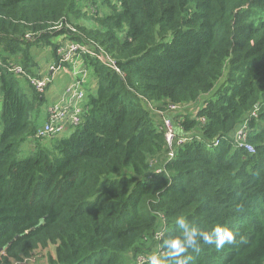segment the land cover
<instances>
[{
    "label": "trees",
    "instance_id": "16d2710c",
    "mask_svg": "<svg viewBox=\"0 0 264 264\" xmlns=\"http://www.w3.org/2000/svg\"><path fill=\"white\" fill-rule=\"evenodd\" d=\"M62 19L77 31L51 28ZM60 35L96 51L84 54L94 88L73 133L45 143L33 112L54 80L45 93L22 89L6 64L35 75L33 46L56 58ZM0 89V264L51 246L49 264L164 257L163 241L181 237L178 216L235 236L189 249L188 264H264V0H0ZM172 104L200 107L171 114ZM157 111L177 136L201 139L165 159ZM246 119L253 152L231 138Z\"/></svg>",
    "mask_w": 264,
    "mask_h": 264
},
{
    "label": "built area",
    "instance_id": "2783aa9c",
    "mask_svg": "<svg viewBox=\"0 0 264 264\" xmlns=\"http://www.w3.org/2000/svg\"><path fill=\"white\" fill-rule=\"evenodd\" d=\"M91 12L93 8L90 7ZM52 29L67 28L73 32L77 31L74 24L70 23L66 19H62L56 22ZM37 33L32 31L26 32L24 38L26 40L34 41L36 39ZM57 38V37H56ZM61 39V40H60ZM94 42L91 40V43ZM58 47L56 50V55L58 61H52L49 65L50 73L42 75H32L28 73L21 64L10 62L6 64V68L9 72L16 76H22L26 79L27 84L37 90L39 93H45L48 86L55 80L56 74L61 70H66L70 74V80L67 82L59 99L52 104L47 112V122L43 123L36 132V137L46 139L52 138L65 131L68 127H76L81 123L82 114L85 110L86 105V84L89 80V70L84 60V54L96 55V51L88 46L77 41H71L66 35H60L55 41ZM96 44V48H98ZM101 54L103 61L111 68L119 70L115 64V61L111 55L105 53ZM1 101V97H0ZM179 105H170V107L177 108ZM253 116H257L256 112L252 113ZM167 121V124H166ZM164 129L166 142L168 144L167 153L165 159H171L176 152V146L182 145L187 142L194 140H200L201 136L197 133L185 134L181 136L176 135L174 125L169 117H164ZM249 120H245L237 129L234 131L231 138L234 144L238 147L244 148L249 152L254 151V147L248 141ZM218 140H216L213 145H217ZM157 163V160L153 161V165ZM161 164V163H160ZM164 163H162L163 165ZM161 168H157L159 171ZM148 255L142 256L137 264H143L148 262ZM30 260V259H29Z\"/></svg>",
    "mask_w": 264,
    "mask_h": 264
},
{
    "label": "clouds",
    "instance_id": "9594fccd",
    "mask_svg": "<svg viewBox=\"0 0 264 264\" xmlns=\"http://www.w3.org/2000/svg\"><path fill=\"white\" fill-rule=\"evenodd\" d=\"M175 224L180 229L181 237L165 239V256L152 254L148 257V264H188L191 257L185 254L189 249L200 251L201 242L209 246L214 244L220 250L225 244L235 241L233 231L222 224H216L210 231H204L190 224L184 216H178Z\"/></svg>",
    "mask_w": 264,
    "mask_h": 264
},
{
    "label": "rangeland",
    "instance_id": "374dc122",
    "mask_svg": "<svg viewBox=\"0 0 264 264\" xmlns=\"http://www.w3.org/2000/svg\"><path fill=\"white\" fill-rule=\"evenodd\" d=\"M103 9H106V8H103ZM57 38H54L53 41L55 42L57 40ZM32 49H33L34 54H35L36 64L38 63L37 66L35 67V69H36L35 74L36 75H42L43 74V72L41 71L42 70V67H43L42 65L45 64L47 66V68H49V64H50L51 60L53 59V54L50 52V49L47 46H33ZM50 54H52V56H49ZM43 55H44V58H43ZM57 59H58V57L56 56L55 60H53V61H56ZM18 84L20 85V87L22 89H27V87H28L27 81L25 79H23V78L18 79ZM87 88H94V86L92 87V78L91 77H89V80L87 82ZM0 97H1V101H0V135H1V132H2V117H1V112H2V105H3L1 89H0ZM34 101H35V103L37 102L36 100H34ZM48 104H49L48 101H46L45 103H43L42 106L40 107V110L38 111V115L36 116L37 122L40 125H42V123L45 121L44 115L46 113V107L48 106ZM198 106L199 105H197V104H189V105H179L177 108H175V107H170V105H169V109L168 110L170 111L169 113L172 112L171 114L177 113V112H183V113L191 112V113H194L196 111V109H197ZM157 112L158 113L161 112L164 117H168V115H167L166 112H163V111H157ZM35 114L36 113L33 112V116H35ZM164 123L165 122H164V119H163L162 126L164 125ZM166 124H167V121H166ZM74 128L75 127H71L70 129L61 132L57 136L52 137L53 139H47L46 138V139H44L43 142H45V143H51L53 141H56V139H60V138H64V137H69L73 133ZM163 128H164V126H163ZM233 134H234V132L232 133V136H233ZM28 147H31V148H28ZM21 150H22L23 156L30 155L33 152L32 144L31 143H28V142L25 143V144H23ZM161 166L162 165H159L158 168H161ZM54 251H55L54 250V246H51V247H49L47 249H44V251H42V252L39 251V252H37V254H36L35 257H33L30 260H27L23 264H49V260L46 258V255L49 252H53L54 253ZM142 253H145V252H142ZM142 256H145V255L139 254L136 257L133 253L129 252V253H127L124 256L123 264H135V263L137 264L139 262V259Z\"/></svg>",
    "mask_w": 264,
    "mask_h": 264
},
{
    "label": "crops",
    "instance_id": "0c3cea01",
    "mask_svg": "<svg viewBox=\"0 0 264 264\" xmlns=\"http://www.w3.org/2000/svg\"><path fill=\"white\" fill-rule=\"evenodd\" d=\"M47 47H49L50 52L53 54L52 48L50 46H47ZM52 54H50L49 56H52ZM43 58H44V55H43ZM53 60H55V55H53V59L51 60V62ZM51 62H50V64H51ZM42 66L43 67H42V70L41 71L43 72V74L50 73L49 68H47V66L45 64L42 65ZM88 70H89V68H88ZM70 78H71L70 77V74L68 72H66V70H64V71L63 70L62 71L60 70L58 72V74H56L54 82L50 85V87L48 88V90H47V92L45 94L46 95V98H47V101L49 102V104L46 107V113L44 115L45 121L43 123L47 122V118H48L47 117V112H48L49 107L52 104H54L59 99V97H60V95H61V93L63 91V88L65 87V85L67 84V82L70 80ZM86 87H87V84H86ZM35 115L37 116L38 114H35ZM43 123H42V125H43ZM70 128L71 127H68L66 130H68Z\"/></svg>",
    "mask_w": 264,
    "mask_h": 264
}]
</instances>
